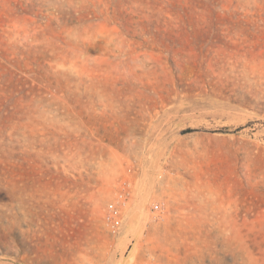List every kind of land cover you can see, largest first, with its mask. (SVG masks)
<instances>
[{"label": "rangeland", "instance_id": "374dc122", "mask_svg": "<svg viewBox=\"0 0 264 264\" xmlns=\"http://www.w3.org/2000/svg\"><path fill=\"white\" fill-rule=\"evenodd\" d=\"M0 264H264V0H0Z\"/></svg>", "mask_w": 264, "mask_h": 264}, {"label": "built area", "instance_id": "2783aa9c", "mask_svg": "<svg viewBox=\"0 0 264 264\" xmlns=\"http://www.w3.org/2000/svg\"><path fill=\"white\" fill-rule=\"evenodd\" d=\"M129 185L128 182H125L124 186L117 191L115 197L106 205L104 219L106 225L113 233H118L123 226L124 213L131 200ZM153 210L154 212L161 213L163 207L160 203L156 202L153 205Z\"/></svg>", "mask_w": 264, "mask_h": 264}]
</instances>
